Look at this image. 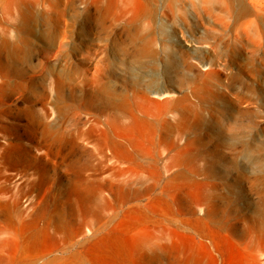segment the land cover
<instances>
[{
	"label": "rangeland",
	"instance_id": "obj_1",
	"mask_svg": "<svg viewBox=\"0 0 264 264\" xmlns=\"http://www.w3.org/2000/svg\"><path fill=\"white\" fill-rule=\"evenodd\" d=\"M238 1L0 0V124L10 128L9 123L13 122L22 135L18 141L11 128L13 134L9 133L7 139L0 133V149L9 140L25 145L28 151L23 153L28 157L42 154L44 224L50 219L64 227L62 234L53 228L44 234L41 258H35L36 251H28L15 261L92 264L86 249L102 229L95 231L99 224H93L92 217H85V204L78 190H74V159L101 163L105 170L97 172L100 177L135 178L134 171L121 177L110 175L108 167L118 164L110 140L114 138L121 145L135 143L143 150L149 141L139 138V129L130 118L124 121L128 129L134 127L133 131L113 127L102 106L108 96L132 97L136 88L153 79L161 85L170 83L172 95L161 98L149 94L152 100L148 106L155 112L164 99L188 93L189 106L199 113L201 123L183 133L178 142L182 146L197 140L188 147H200L197 165L201 171L193 173L189 159L188 167L182 168L188 180L178 189L163 188L164 179L177 169L166 172L163 168L174 153L166 150L158 161L162 167L159 187L140 200L124 205L115 202L113 207L104 209L101 224L116 229L125 242L147 238L141 260L126 258L119 263L171 264L170 229L177 208L176 196L182 194L191 203V192L200 188L227 197L228 206L248 221L239 224L243 235L235 238L238 244L218 234L204 244L179 235L177 242L191 253L192 264H264V232L255 228L264 210V45L260 47L256 38L242 34L243 47L233 46L236 25L232 15ZM242 1L252 12H256L257 1L264 10V0ZM135 33L144 35L148 42V51L142 55H136L139 42L134 40ZM8 41H16L23 50L31 49L30 61L9 59ZM51 68L56 76L51 74ZM30 76H34L36 87L29 85L24 91L21 85L28 83ZM193 77L205 82L203 91L190 92ZM27 95L45 102V121L59 133L57 144L47 134L42 146H37V140L42 138L39 127L34 137L37 125L29 122ZM57 96L58 108L54 105ZM65 105L72 106V110L65 112ZM13 161L16 163L14 157ZM95 173L91 169L85 171L88 176H96ZM143 175L149 177L148 172ZM82 188L80 193L89 190ZM27 192L21 201L33 213L34 188H27ZM103 193L116 198L114 190L104 189ZM211 204L214 203H203L197 209L208 210ZM84 218L91 222L76 234L74 229ZM8 260L0 254V264ZM106 260L113 262L111 258Z\"/></svg>",
	"mask_w": 264,
	"mask_h": 264
},
{
	"label": "bare ground",
	"instance_id": "obj_2",
	"mask_svg": "<svg viewBox=\"0 0 264 264\" xmlns=\"http://www.w3.org/2000/svg\"><path fill=\"white\" fill-rule=\"evenodd\" d=\"M254 4L256 12H252L242 0L238 1L237 9L234 8L236 11L232 16L234 19V27L236 25V37H233V46L243 47L242 42L244 41H242V34L256 38L260 47L264 45V15L262 14L264 10L258 1ZM229 13L231 12L229 11ZM134 40L139 42L136 55H142L148 51V42L145 41L144 35L135 33ZM16 41L7 42L10 48L6 56L13 62H29L32 55L31 49L23 50V46L17 44ZM51 74L56 76L54 68H51ZM27 81L28 83L21 85L24 91L29 89V85L36 87L34 84V76H30ZM179 81L183 83L184 79L180 77ZM169 84L163 83L161 85L157 81L150 79L144 84V87L136 88L133 91L132 97L112 98L108 96L103 102L102 110L108 114L113 127L128 129L124 118H130L131 122L136 124L139 129V138L149 141L147 144L148 148L143 150L135 143L131 144L129 142L127 145H121L114 138L110 140V145L113 148L112 154L116 158V162H118V164H113L108 167L111 171L110 175L114 174V177H121L128 171H134L135 178L107 179L100 177V173L97 174V172L105 170L101 163L92 164L89 161L81 163L78 158L74 159L76 174L74 177V190H78V194L81 195L79 198L85 204L84 213L87 215L85 217H92L94 220L93 224H99L95 231L100 232L102 229L99 235L90 240L86 249L91 255L89 259L92 261V264H109L106 259L110 258L113 260L110 264H120L119 261L126 258L127 260H133V258L141 260L143 258V251L146 248L144 245L146 244L147 238L134 240L130 243L125 242L121 235L117 233L116 229H107V226L101 224L103 221V211L107 207H113L115 202L124 205L135 200H140L144 195L153 192L159 187L162 178V167L159 166L158 161L164 151L174 150V153L169 155L163 168L165 167L166 172H169L173 167L177 169L164 179L163 188L172 187L178 189L184 181L188 180L182 168L187 166L186 163L187 161L189 162V159L191 160L190 164H192L189 166L192 172L199 174L198 172L201 171L197 165V159L201 155L200 147H188V145L194 144L197 140H189L187 142L188 145L182 146L178 142V138L183 133L201 123L199 113L193 111L191 106H189V94L184 93L183 95L180 94L181 96L179 95L177 98L164 99L159 104V110L157 108V112L148 106L151 99L149 98V94H155L159 97L171 95ZM19 85L17 84V87ZM204 89L205 82L200 81L198 77H193V85L190 92L195 94ZM27 96L29 103V122L37 125V127L35 126L36 132H34V137L37 134L38 127L40 128L39 135L42 139L37 140V146H42L43 138L47 134H51L53 143L57 144L59 133L54 132L53 125L45 121L46 113L42 109L45 106V102H42V99L38 96ZM58 101L59 96L54 101L56 108L59 106ZM68 106H64V111L67 113L72 110V106ZM9 125L12 130H15L16 139L19 141L22 135L18 133V127L16 129V125L13 122L9 123ZM10 128L8 124H0L2 138L7 139L9 133L13 134ZM133 128L131 130L129 126L128 130L133 131ZM27 137L32 139L33 136L27 135ZM4 146L2 150L0 149V254L9 258L6 264H27L28 262H24L21 259L15 261V258H22V255L28 251H36L37 256L35 258H41L39 253L42 250L40 247L44 234L47 235L46 233L49 228H53L55 233L62 234L64 227L59 222L50 219L49 222L46 223L45 221L44 224L45 208L43 202L45 198L42 194L44 172L42 154L36 153L32 157H28L27 154L23 153V150H27L26 146L20 142L12 143L9 140H5ZM13 157L16 159V163L13 161ZM88 169L94 170L96 173L93 175L96 176L86 175L85 171ZM30 170L32 171L30 172ZM143 172H148L149 177H145ZM150 178L153 180L150 181ZM29 187H33L35 191L32 205H35L36 210L33 213L27 211L28 205L25 206L21 201L25 195H28L27 188ZM81 188L82 190L85 188L89 190L80 193ZM104 189L114 190L116 198L110 199L104 195ZM83 194L85 195L83 196ZM191 194L193 197L191 203L187 202L182 194L176 196L177 208L172 217V228L170 229L172 239L170 243V251L172 253L171 264H192L194 262L191 253L181 248L178 244L176 238L179 235L188 236L204 244L207 239H211L214 234H218L222 238H227L229 241L238 244L235 238L243 235L239 224L242 221H248L246 216L242 218L240 214L236 215L235 211L228 206V198L224 195L216 196V194L205 192L200 188L193 190ZM211 202L214 204H211V208L208 206V210L202 211V209H197V206ZM84 219V222L75 227L74 232L76 234H79L83 227L91 222L86 220L87 218ZM263 220L264 210L260 212V222L255 226L262 233L264 232ZM70 256L73 257L74 254ZM182 256L184 257L183 260L180 259ZM195 264L200 263L195 262Z\"/></svg>",
	"mask_w": 264,
	"mask_h": 264
}]
</instances>
